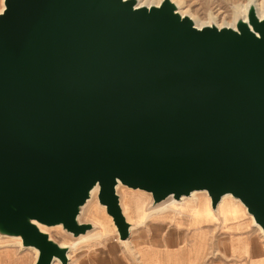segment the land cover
Returning a JSON list of instances; mask_svg holds the SVG:
<instances>
[{
    "label": "water",
    "instance_id": "95a60500",
    "mask_svg": "<svg viewBox=\"0 0 264 264\" xmlns=\"http://www.w3.org/2000/svg\"><path fill=\"white\" fill-rule=\"evenodd\" d=\"M148 208L206 192L264 234V6L196 27L170 0H3L0 237L67 264L91 193L120 241L118 189Z\"/></svg>",
    "mask_w": 264,
    "mask_h": 264
},
{
    "label": "rangeland",
    "instance_id": "374dc122",
    "mask_svg": "<svg viewBox=\"0 0 264 264\" xmlns=\"http://www.w3.org/2000/svg\"><path fill=\"white\" fill-rule=\"evenodd\" d=\"M157 1L158 0H139L140 3H144V6H147L149 3H151L150 5H154ZM254 1L260 3L262 0ZM1 2L2 0H0V10L2 8ZM176 2L179 5L176 4ZM246 2L247 0H172V3L178 8L177 10L181 8L188 17L194 18L197 22V19H199L201 23H206L209 18H214L213 20L215 23L212 22V24H218L221 27L232 20L233 9H235L237 5H245ZM204 193L206 194V192ZM118 194L120 196L122 209L124 210V208H127V212H124V214L126 218L128 216V222L132 228L129 232V237L124 241L119 240L112 221L108 219L105 210L96 202V204H94V210L98 213V216L100 215L102 217L95 220L92 216L89 218H87L86 215L83 216V222L94 225V230L89 233L91 237L72 247L70 243L75 240L69 236H64L66 241H68L65 247L69 249L67 253V264H106L109 262L110 256L114 253V249L118 250L119 254H122L129 262L139 264L137 253L135 250L132 251L133 246L135 244L136 246H140L141 244L146 245L148 242L158 244L160 240L166 239L165 235L167 232L165 229L168 227L166 222H170L167 218L174 219L177 215H184L188 218L202 217L205 219L206 223H204L205 226H203V228L208 232L207 243L209 245L203 251L202 264H209L211 260H222L230 264L232 261L238 260L236 258L224 256L215 246L217 235L220 233L222 227V221L228 218H233V221L242 224L249 223L251 228L249 232L250 236L248 237L249 242L260 246V249L255 252V256H259L260 259L264 260V243L256 230L257 228L255 229L252 225L251 219L249 220L248 218L249 215L245 214L242 206L230 198L222 200L218 206V218L210 211L208 199L205 198V195L202 193L196 195L197 200L195 202L197 205L200 202L203 210H198V206L192 208L195 203L186 200L181 204H172L163 211L149 213L150 215H146L145 217L141 214V200H144L143 207L147 212L153 210L148 208L149 197L146 194L133 192L124 188H119ZM195 208L197 209L195 210ZM51 231H54V229H50L48 234ZM55 231L57 232V230ZM192 232L193 231H191V233ZM187 236L185 237L183 234L182 238H186L183 239L184 243H189L187 240L189 238ZM192 236L193 234H191V237ZM53 240L59 242L55 238ZM34 261L35 253L33 251L22 248L21 245H17L11 238L0 237V264H33Z\"/></svg>",
    "mask_w": 264,
    "mask_h": 264
},
{
    "label": "bare ground",
    "instance_id": "6f19581e",
    "mask_svg": "<svg viewBox=\"0 0 264 264\" xmlns=\"http://www.w3.org/2000/svg\"><path fill=\"white\" fill-rule=\"evenodd\" d=\"M136 1V6H144V3H140L139 2V0H135ZM161 1L162 0H158L156 3H154V5L155 6H158L160 3H161ZM170 1H172V0H170ZM151 3H149V4H147V6H149ZM176 4H178L177 2H176ZM179 5V4H178ZM177 5V6H178ZM250 5H253L254 7H255V9H256V12H257V14L258 15H261L262 14V11H263V6H264V0H262L260 3H257V2H255L254 0H247V2H246V4L245 5H243V6H239V5H237L236 7H235V9H233V15H232V20L228 23V24H225L224 25V27H229V28H232V29H234L235 28V24H236V22L239 20V19H244L245 20V18H246V12H247V9H248V7L250 6ZM1 6H2V8H1V10H0V12L2 11V9H3V0H2V2H1ZM178 9V8H177ZM178 13L181 15V16H184V15H186L185 14V12L184 11H182L181 10V8H179V10H178ZM192 20H193V22H194V25L196 26V27H198V28H200V27H203V26H209V25H211L212 24V22L213 23H215V21L213 20V19H211V18H209V20L206 22V23H201L200 21H199V19H197L198 20V22L194 19V18H192V17H190ZM217 23V22H216ZM206 24V25H205ZM217 28H221V26L220 25H218V24H216L215 25ZM223 27V26H222ZM200 193H202L203 195H205V198H207L208 199V203H209V208H210V211L213 213V214H215V217L216 218H218V212H217V209H218V206L220 205V203L222 202V200H224V199H228V198H230V199H232L233 201H236V202H238L241 206H242V204L238 201V200H236V199H233L232 197H230V196H224V197H222L221 198V200H220V202L218 203V205L216 206V208L215 209H212L211 208V205H210V200H209V198H208V196L204 193V192H193V193H191L190 194V196L189 197H182L181 198V200L180 201H173V200H171V201H167V202H165V203H163L161 206H158V207H156V208H154L152 211H150V212H147L146 210H145V208L143 207V204H144V200H141L140 201V203H141V214L143 215V216H145L146 217V215L147 216H149L150 214L149 213H152V212H154V211H163L164 209H166L168 206H170V205H172V204H181V203H183L184 201H186V200H189V201H192V203H195L193 206H192V208H194V206H198V210H203V208H202V205H201V203L199 202V204L197 205L196 204V200H197V196L196 195H198V194H200ZM95 194H96V189H94L93 191H92V193H91V198H90V200L88 201V204H87V207H86V210H85V215L87 216V218H89L90 216H92V217H94V219L95 220H98V219H100L102 216H98V213L94 210L95 208H94V199H95ZM201 205V206H200ZM144 208V209H143ZM242 208L244 209V211H245V214H247L246 213V210H245V208L242 206ZM197 208H195V210H196ZM124 212L126 213L127 212V208H124V210H123V214H124ZM125 215V214H124ZM177 216H179V217H182L183 219H186L188 222V225H189V227H191L192 229H193V232H192V234H193V236H192V241H191V243H192V245L194 246V248L196 249V264H202V260H203V251L208 247V232L207 231H205L206 229H204L203 228V226H205L204 225V223H206V221H205V219L204 218H202V217H192V218H188L187 216H184V215H177ZM177 216H175V217H177ZM125 218H126V216H125ZM249 218V220L251 219V221H252V225L255 227V229L257 230V232H258V234L260 235V237L262 238V240H263V243H264V234H263V232H262V230L260 229V227L258 226V225H256L254 222H253V220H252V217L251 216H249L248 217ZM108 219L111 221V219L108 217ZM107 220V219H106ZM234 219L232 218H228V219H225L224 221H222V227H221V229H220V233H218V235H217V240H216V242H215V244H224V243H227V240H229V242H230V244L231 243H248V241L247 240H245V238L244 237H242V235H234V230H236V231H240V230H238L239 228H242V227H244V228H246L247 227V224H242V223H239V222H235V221H233ZM126 221L128 222V216H127V218H126ZM107 222H108V220H107ZM162 225V224H161ZM177 227V226H176ZM188 227V228H189ZM244 228H243V230H244ZM132 228L130 227V230H131ZM174 229V228H173ZM40 230L41 231H44V232H46V233H48L50 230H45L44 228H42V227H40ZM242 230V229H241ZM245 230H247V228L245 229ZM55 231V230H54ZM54 231H51L50 233H49V236H50V238H55V239H57L59 242V244H60V246H62V247H65L66 245H67V243H68V241H66V238L63 236V235H61L58 231L56 232H54ZM180 231V230H179ZM176 232V231H175ZM174 232V233H175ZM184 232V231H183ZM172 233V232H171ZM179 233V232H178ZM167 234V233H166ZM170 234V233H169ZM186 235V234H185ZM246 235V234H245ZM239 236V237H238ZM91 237V235H89V234H86V235H84V236H80V237H78L74 242H71L70 243V245L73 247V246H75V245H77V244H79V243H82V242H84V241H86L87 239H89ZM166 237V236H165ZM168 237V236H167ZM170 237V236H169ZM173 238V237H172ZM238 238V239H237ZM243 238V240L244 241H242L241 239ZM13 239V241L17 244V245H21V242H20V239L19 238H12ZM247 239V238H246ZM249 240V239H248ZM252 240V239H251ZM185 241V240H184ZM121 243H123V242H121ZM189 244V243H188ZM229 244V245H230ZM220 247V246H219ZM262 247V246H261ZM169 248V247H168ZM190 249V248H189ZM27 250H31V251H33L34 253H35V260H36V257H37V251L35 250V249H33V248H27ZM208 250V249H207ZM178 251V250H177ZM180 251V250H179ZM187 251V250H186ZM195 252V251H194ZM250 252V251H249ZM233 253V252H232ZM231 253V254H232ZM237 253V252H236ZM243 253V252H242ZM263 254V253H262ZM111 255V254H110ZM109 255V256H110ZM116 255V254H115ZM122 255V254H121ZM244 255V254H243ZM189 256V255H188ZM221 256V255H220ZM112 257V256H111ZM246 257H248V256H246ZM250 257V256H249ZM259 257V256H258ZM67 258H68V254H67ZM157 258V257H156ZM164 258H165V256H164ZM224 258V257H223ZM257 258V257H256ZM113 259V258H112ZM119 258H117V260H118ZM190 259V258H189ZM227 259V258H226ZM125 260V259H124ZM246 260V259H245ZM250 260V259H249ZM259 260H261V259H259ZM127 261V260H126ZM151 261V260H150ZM150 261H148V262H150ZM192 262V261H191ZM213 262V261H212ZM233 262V261H232ZM235 262V261H234ZM254 262V261H253ZM58 262L57 261H55L53 264H57ZM168 263V262H167ZM167 263H165V264H167ZM243 263V262H242ZM248 263V262H247ZM106 264H108V263H106ZM158 264V263H157ZM231 264V263H230ZM236 264V263H235Z\"/></svg>",
    "mask_w": 264,
    "mask_h": 264
},
{
    "label": "crops",
    "instance_id": "0c3cea01",
    "mask_svg": "<svg viewBox=\"0 0 264 264\" xmlns=\"http://www.w3.org/2000/svg\"><path fill=\"white\" fill-rule=\"evenodd\" d=\"M167 220H169L170 222H166V225L168 226L165 229V231L167 232V234L165 235L166 239L160 240L158 244L148 242L146 245L141 244L140 246H136L135 244L133 246L132 251L135 250V252L137 253V256L139 258V264H157V263L165 264L167 262H168L167 264H196V258H195L196 251H195L194 246L191 243L192 241L191 231H193V229L189 227L187 223L188 221L186 219H183L182 217H175L174 219L167 218ZM243 228L244 227L239 228L238 230L240 231L234 230L233 233L236 236L242 235V237H244L245 240L248 241V243H231L230 244L229 240H227V243L216 244L215 245L216 248L219 249L221 254H223L224 256L238 259V260H235V262L233 261L231 264H235V263L236 264H264L263 259L259 260L260 257L256 258L255 256V252L260 249V246L258 244L256 245V244L250 243L248 240L249 239L248 237L250 236L249 232L251 229L249 226V223L247 222V230H245L246 228H244L243 230ZM183 231L185 233H183ZM183 234L185 237L188 235L187 237L189 239L187 240L189 244L183 242V239H186L185 237L182 238ZM241 240L244 241L243 238ZM111 256H110L108 264H135V263L129 262L125 257H123V255L119 254L118 250L116 249H114V253ZM117 258L119 259L117 260ZM209 264H229V263L222 261V260H211Z\"/></svg>",
    "mask_w": 264,
    "mask_h": 264
}]
</instances>
